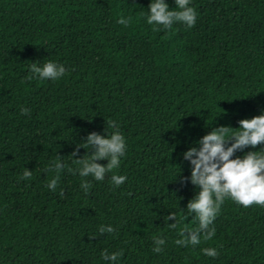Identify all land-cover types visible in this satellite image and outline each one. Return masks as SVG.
Masks as SVG:
<instances>
[{
    "label": "trees",
    "instance_id": "obj_1",
    "mask_svg": "<svg viewBox=\"0 0 264 264\" xmlns=\"http://www.w3.org/2000/svg\"><path fill=\"white\" fill-rule=\"evenodd\" d=\"M150 3L0 0V264H264L258 205L226 199L212 240L175 244L180 228L199 225L187 211L199 189L180 182L191 176L183 153L216 127L237 131L264 114V0H190L196 24L159 31L147 23ZM48 61L65 75L26 79L33 62ZM111 121L126 141L120 167L102 181L65 168L52 191L57 156L77 169L73 159L91 152L87 136L107 138ZM113 174L125 183L116 187ZM101 225L115 232L100 234ZM155 237L165 239L160 253ZM209 247L219 255H205ZM105 250L123 255L104 260Z\"/></svg>",
    "mask_w": 264,
    "mask_h": 264
},
{
    "label": "clouds",
    "instance_id": "obj_2",
    "mask_svg": "<svg viewBox=\"0 0 264 264\" xmlns=\"http://www.w3.org/2000/svg\"><path fill=\"white\" fill-rule=\"evenodd\" d=\"M175 4V9L170 10L165 0H151L148 5L147 23L155 26L154 31H159L160 26L171 30L176 23H182L188 28H192L196 24L197 12L189 6L190 0H175ZM131 19V17H121L118 23L127 27L131 23ZM65 73L66 69L63 64L48 61L40 66L38 62H33L30 74L26 79L56 81ZM21 113L28 114L30 109L22 108ZM238 123L237 131L229 126L214 128L198 141L200 145L198 148L191 147L183 153L184 160L191 165V176L190 178H181L180 182L184 184L190 179L191 184L199 189L187 204V211L195 214L199 225L196 228L187 226L180 228L178 235L181 238L175 241L178 246L196 247L202 240H212L216 234L215 227H212L213 222L219 215L221 206L226 199H231L245 208L253 205L264 207V149L248 151L243 157L235 156L238 151L243 152L249 146L255 149L258 145H264V114L251 119H242ZM109 127L116 130L110 135L107 134V138L96 132H91L87 136L85 147L90 148L91 152L79 159H73V162L79 166L77 169L68 167L57 156L52 167L48 169V171L54 170L56 173L48 183V187L52 191H55L60 173L65 168L72 173L78 171L81 177L92 176L96 181H102L107 173L120 167V158L126 152L125 137L119 131L115 121L109 122ZM77 155L78 150L71 154L72 158ZM234 156L235 158H233ZM101 160H107V164L97 163ZM31 177L32 171L25 168L21 178L30 179ZM126 179L127 177L124 175L113 174L111 177V181L116 187L124 184ZM81 187L87 193L91 184L87 180H83ZM165 219L175 221V223L168 224L169 228H178L179 221L175 213H170ZM106 232L113 233L115 229L111 225H101L99 233ZM154 243L156 246L153 248V252L160 253L163 250L161 246L165 244V239L155 237ZM202 252L213 258L219 255L215 247L203 248ZM122 255L121 251L111 255L107 250L102 253L104 260L113 262Z\"/></svg>",
    "mask_w": 264,
    "mask_h": 264
}]
</instances>
